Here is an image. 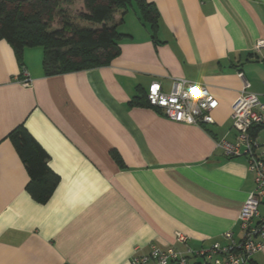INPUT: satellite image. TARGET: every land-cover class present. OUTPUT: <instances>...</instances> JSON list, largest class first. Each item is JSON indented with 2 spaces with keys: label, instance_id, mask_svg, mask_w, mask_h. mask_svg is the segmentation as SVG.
<instances>
[{
  "label": "crops",
  "instance_id": "0c3cea01",
  "mask_svg": "<svg viewBox=\"0 0 264 264\" xmlns=\"http://www.w3.org/2000/svg\"><path fill=\"white\" fill-rule=\"evenodd\" d=\"M155 35L132 1L114 13L127 34L109 64L47 75L40 46L0 40V264H132L151 243L194 249L241 239L239 214L254 189L246 157H228L239 70L264 100V0H148ZM40 47V48H39ZM26 70L30 86L19 78ZM205 84L218 99L213 124L168 118L135 97L160 82ZM25 124L59 176L44 203L10 132ZM264 150V127L256 132ZM264 212V206H261ZM198 260L191 258L190 264ZM245 264H264V248Z\"/></svg>",
  "mask_w": 264,
  "mask_h": 264
},
{
  "label": "trees",
  "instance_id": "16d2710c",
  "mask_svg": "<svg viewBox=\"0 0 264 264\" xmlns=\"http://www.w3.org/2000/svg\"><path fill=\"white\" fill-rule=\"evenodd\" d=\"M132 1L155 35L159 11L148 0H84L86 11L78 18L86 25L75 23L61 8L63 0H0V40L11 43L21 63L25 48L42 47L47 75L107 65L119 55L120 43L128 36L118 30L114 13ZM56 23L59 27L52 28ZM135 103L150 106L147 92L137 95ZM8 137L29 172L27 191L46 202L59 182L49 167V155L25 124L18 125Z\"/></svg>",
  "mask_w": 264,
  "mask_h": 264
},
{
  "label": "built area",
  "instance_id": "2783aa9c",
  "mask_svg": "<svg viewBox=\"0 0 264 264\" xmlns=\"http://www.w3.org/2000/svg\"><path fill=\"white\" fill-rule=\"evenodd\" d=\"M262 48L264 39L255 44V50ZM239 76L243 85L232 105L231 115L236 135L233 141L219 139L217 145L228 157H246L254 175V189L249 192L239 214L241 239L227 230L222 234L226 244L214 242L208 247L194 249L187 244L188 236L177 231L175 238L185 244V248L151 243L146 253L137 248L131 258L132 264H190L191 258L197 259V264H245L264 248V212L261 211L264 206V150L255 134L256 128L264 127V100L251 89V82L243 71L239 70ZM19 81L30 86L32 78L24 70ZM147 99L168 118L197 125L213 124V111L219 106L218 99L205 84L184 78L174 79L169 92L162 89L160 82H153L148 88Z\"/></svg>",
  "mask_w": 264,
  "mask_h": 264
},
{
  "label": "rangeland",
  "instance_id": "374dc122",
  "mask_svg": "<svg viewBox=\"0 0 264 264\" xmlns=\"http://www.w3.org/2000/svg\"><path fill=\"white\" fill-rule=\"evenodd\" d=\"M61 8L66 11L67 14L73 18V21L75 23H78L80 25H86L83 21H81L78 16L82 12H85V6H84V0H63L61 4ZM57 23L55 26H52V28H58ZM40 48V47H39Z\"/></svg>",
  "mask_w": 264,
  "mask_h": 264
}]
</instances>
